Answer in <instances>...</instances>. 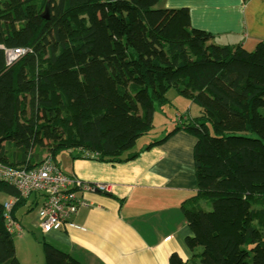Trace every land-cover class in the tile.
<instances>
[{"label": "trees", "instance_id": "trees-1", "mask_svg": "<svg viewBox=\"0 0 264 264\" xmlns=\"http://www.w3.org/2000/svg\"><path fill=\"white\" fill-rule=\"evenodd\" d=\"M160 1L0 0V45L29 51L6 66L0 50V164L57 166L62 152L125 164L183 131L196 140L197 203L181 206L191 258L168 264H264V41L218 45L187 8ZM172 89L200 115L176 114L138 150ZM0 194L18 198L19 223L27 199L2 181ZM4 214L0 201V264H19ZM42 251L44 264H81L46 242Z\"/></svg>", "mask_w": 264, "mask_h": 264}, {"label": "crops", "instance_id": "crops-1", "mask_svg": "<svg viewBox=\"0 0 264 264\" xmlns=\"http://www.w3.org/2000/svg\"><path fill=\"white\" fill-rule=\"evenodd\" d=\"M159 7L187 8L191 26L210 33L218 45H241L249 51L258 41H264V0H161ZM176 97L175 103L184 105L189 118L200 115L198 106L193 108L195 104ZM176 114L182 113L177 111ZM195 142L194 137L180 131L162 145L142 152L137 159L125 164L72 160L67 154L62 169L57 158L62 172L85 183H106L108 192L78 194L89 204L70 217L72 225L44 233L36 215L32 228L41 234L42 242L81 264H168L172 253H177L184 261L190 260L184 239L191 233L181 206L192 207L197 203L192 200L197 191L193 165ZM23 199L29 204L37 202V208L41 205L39 198ZM12 222L20 227L19 223ZM20 229L21 232L14 230L11 235H17L20 240L31 237L37 243L36 237Z\"/></svg>", "mask_w": 264, "mask_h": 264}, {"label": "built area", "instance_id": "built-area-1", "mask_svg": "<svg viewBox=\"0 0 264 264\" xmlns=\"http://www.w3.org/2000/svg\"><path fill=\"white\" fill-rule=\"evenodd\" d=\"M6 66L16 63L29 51L23 48H6L0 45ZM0 181L13 186L19 193L20 198L35 197L41 202L37 216L39 227L47 233L58 230L69 223L70 217L75 215L82 207L88 206L89 202L79 197L83 192L98 191L108 192L105 184L85 183L75 176L62 172L55 163L49 159L43 160L32 169L12 168L0 164ZM18 201L13 197L3 202L6 228L10 233L14 230L21 232L20 227L15 225L10 218L12 206Z\"/></svg>", "mask_w": 264, "mask_h": 264}, {"label": "rangeland", "instance_id": "rangeland-1", "mask_svg": "<svg viewBox=\"0 0 264 264\" xmlns=\"http://www.w3.org/2000/svg\"><path fill=\"white\" fill-rule=\"evenodd\" d=\"M176 94L177 93L173 89L169 91L168 97L170 99L169 100L170 105L164 107L163 108L164 110L156 107L155 109L156 116L153 122L154 127L148 135L142 137L138 141L137 148L143 145H147L152 140L160 139L166 136L176 125L175 120H176L177 111L182 113V115H185V113H187V110L185 109L183 104L175 103L174 99L176 97ZM185 104H189V103H185ZM196 106L197 105H193V108ZM163 112L166 113L167 115L166 114H165L166 116L163 115ZM67 154L68 152H62L57 156L58 160L60 161L62 169L66 165ZM95 184H105L109 188V185L106 183L96 182ZM6 199H7L6 196L0 194V201H6ZM28 209H31V211L27 212ZM37 210H38L37 207L35 206L33 207L28 203L26 206L21 207L17 212L18 220L20 221L19 226L22 227V232H24L25 234H29V236L36 237V242H37L35 243L33 239H30L31 237H29V239L27 240L26 239L20 240L18 239L17 235L13 234L12 239L13 242H15L17 249V256L19 257L21 264H41L42 262H44V256L41 247L43 238L38 231L32 228L33 221L36 220ZM32 232H34V234ZM34 261H41V262L36 263Z\"/></svg>", "mask_w": 264, "mask_h": 264}, {"label": "water", "instance_id": "water-1", "mask_svg": "<svg viewBox=\"0 0 264 264\" xmlns=\"http://www.w3.org/2000/svg\"><path fill=\"white\" fill-rule=\"evenodd\" d=\"M0 143H1V140H0Z\"/></svg>", "mask_w": 264, "mask_h": 264}]
</instances>
